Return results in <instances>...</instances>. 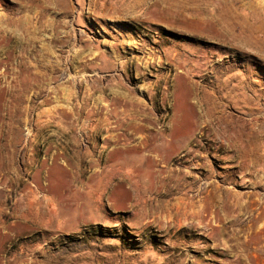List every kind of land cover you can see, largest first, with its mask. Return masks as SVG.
Wrapping results in <instances>:
<instances>
[{
	"label": "crops",
	"instance_id": "crops-1",
	"mask_svg": "<svg viewBox=\"0 0 264 264\" xmlns=\"http://www.w3.org/2000/svg\"><path fill=\"white\" fill-rule=\"evenodd\" d=\"M20 7L29 15L9 20V40L19 49L11 85L36 95L46 88L45 107L67 108L62 131L24 134L27 147L39 150L37 179L49 184L42 171L66 164L77 192L103 203L101 222L116 226L119 214L130 213L125 222L155 229L167 251L150 243L129 253L81 254L74 242L59 240L91 219L65 214L54 193L35 196L36 206L13 198L9 185V202L0 195V264H113L121 252V264H173L168 247L182 246L176 231L190 223L203 230L212 219L215 227L206 228L217 230L220 243L228 230H251L245 243L264 241V217L257 227L248 217L264 215V0H22ZM169 31L214 51L197 46L191 53L183 41L175 52ZM174 57L182 58L175 72ZM29 69L30 84L23 79ZM78 107L100 118L85 124L92 132L81 126L90 144L64 119ZM129 148L141 161L124 168L112 156ZM9 170L11 183L23 182ZM113 201L126 203V211L109 207ZM237 242L230 264L239 263ZM178 261L189 258L182 253Z\"/></svg>",
	"mask_w": 264,
	"mask_h": 264
},
{
	"label": "rangeland",
	"instance_id": "rangeland-1",
	"mask_svg": "<svg viewBox=\"0 0 264 264\" xmlns=\"http://www.w3.org/2000/svg\"><path fill=\"white\" fill-rule=\"evenodd\" d=\"M21 1L0 0V185L3 186L0 194L1 197L6 198V201L9 202V185H11L14 187V190H12L13 198H15V195H21L24 200H30L36 206L37 199H35V196H42L43 193H54L55 197L61 202V208H63L65 214L71 216L74 220L83 217L91 219L89 221L86 220V224L78 228L79 231L76 234L62 235L59 240L63 244L74 242L81 254L86 253V250L89 254L94 255V257H98L103 251H116L118 248L122 252L127 251L129 253L135 251V249H148L150 243L159 244L163 248L160 253H165L167 251V245H164L166 243L165 237H156L155 229L148 225L144 228L136 229L133 224L126 223L125 220H129V217L132 215L130 213L119 214L120 223L116 226L101 222L100 214L106 213L105 207L102 205L103 203L92 202L89 196L83 195L80 191H78L81 194L79 195L77 190L80 188L78 189L72 185L70 174L66 170V164L56 161L54 165L48 166L47 170L42 171L43 176L49 184H42L37 179L40 172L38 167L39 150L37 148L30 150L27 147L25 144L27 140L24 134L38 131H62L64 128L60 123L62 120L61 115L62 111L67 108L60 105L45 107L42 100L49 93L46 91V88H42L36 95L30 86L25 88L14 86V83L11 85L16 80L14 70L17 63L14 57L19 55V49L15 47L16 43L9 40V20L13 18L23 19V17L26 19L29 15V11L21 10ZM158 31L159 35L165 33L164 29ZM168 36L174 40L175 52L182 47L181 42L183 41L186 44L189 43L191 53L194 50L193 48L197 46L201 48L206 47L214 51L208 43L198 42L196 38L183 36L181 33L175 31H169ZM159 61L163 63L164 60L159 59ZM171 61L175 72L181 66L182 58L174 57ZM32 71L31 69L25 70L23 75L24 81L29 84L32 82ZM143 78L145 77L143 76ZM181 79L179 75L176 83L178 88L176 91L178 103H176V108L174 107L172 111V115L177 114L178 116L181 113L182 104L181 87L178 82ZM174 81L176 82V79ZM57 99L60 103L59 97ZM74 110L75 113L70 111L73 114L71 118L68 112L64 119L69 118V122L73 124L71 127L72 132L79 135V139L81 138L80 140L84 142L88 140L85 137L86 132L84 130L92 132V130L87 129L85 124L90 126V123L100 118L86 113L81 114V107ZM82 125L86 129L83 130ZM44 141L49 140L45 139ZM87 143L90 144L89 142ZM141 156V154L137 155L129 148L128 152L122 154L115 153L112 157L116 161H119L124 168H128L135 166L138 161H141ZM10 166L15 167L18 172L24 175L25 179L22 178V183H18L17 181L11 183L9 181V175H12V171L9 170ZM28 189H32L33 191H28ZM72 195L76 196V201L84 200V202L79 204L78 202L67 201L70 200L69 197ZM113 202L115 204H108L113 210L122 211L121 209H123L126 211V203L119 204L115 201ZM208 217L210 218V216H207L206 220L209 219ZM248 217L253 219L249 226L257 227L259 224L261 226L260 221L264 215L261 214L256 217V214L252 213L248 214ZM243 224L246 225L245 223ZM189 225L181 230H177L174 235L177 243H180L182 246L175 249L168 247V252L172 251L174 254L175 261L173 264L179 262L178 259L182 253L189 258L187 264H230V259L234 258L233 254L231 256L230 244L237 242L233 238L234 234H238L241 237L240 242H237L242 246L238 251V264H264V241L259 243L243 242L247 237L246 232H251V230H228V233L224 235V238L228 239V242L220 243L218 239L220 236L217 234V230L206 228V226L215 227L213 219L211 223H205L202 226L203 230L196 229V226L199 225L192 223ZM134 230H146V232L140 233ZM110 244H117V246H111ZM224 244H227L228 247H224ZM122 252L121 254H123ZM121 254L117 259L118 262H114L113 264H121L124 260Z\"/></svg>",
	"mask_w": 264,
	"mask_h": 264
},
{
	"label": "built area",
	"instance_id": "built-area-1",
	"mask_svg": "<svg viewBox=\"0 0 264 264\" xmlns=\"http://www.w3.org/2000/svg\"><path fill=\"white\" fill-rule=\"evenodd\" d=\"M87 142V140L86 141H84L83 143H86Z\"/></svg>",
	"mask_w": 264,
	"mask_h": 264
},
{
	"label": "bare ground",
	"instance_id": "bare-ground-1",
	"mask_svg": "<svg viewBox=\"0 0 264 264\" xmlns=\"http://www.w3.org/2000/svg\"><path fill=\"white\" fill-rule=\"evenodd\" d=\"M258 232H260V231H258Z\"/></svg>",
	"mask_w": 264,
	"mask_h": 264
}]
</instances>
